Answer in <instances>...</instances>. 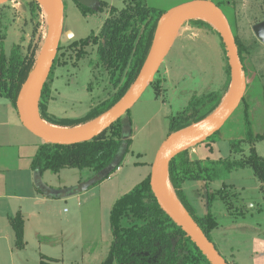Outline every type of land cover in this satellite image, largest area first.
I'll list each match as a JSON object with an SVG mask.
<instances>
[{
	"label": "rangeland",
	"instance_id": "1",
	"mask_svg": "<svg viewBox=\"0 0 264 264\" xmlns=\"http://www.w3.org/2000/svg\"><path fill=\"white\" fill-rule=\"evenodd\" d=\"M97 1L107 2L108 8L84 14L74 0H64V31L57 52L60 61L52 78L47 79L50 86L48 113L56 120L83 117L92 104L111 93L108 74L92 67L97 46H85L86 54L79 58L77 52L82 46L73 45L75 41L100 33L110 15V6L118 10L124 6L123 0ZM38 3L35 6L33 0H6L0 4V42L5 36L6 54L11 52L15 43H19L22 53L35 47L37 58L40 56L48 40L52 20H48L43 6ZM219 7L242 47L246 89L239 106L220 132L213 140L190 148V154L194 158L210 160H240L250 155L251 136L264 131V43L254 31V25L264 21V0H224ZM179 24L180 19L178 28ZM181 27L179 36L173 39L171 50L153 78V82L159 84V90L150 84L130 109L131 142L121 162V170H113L110 177L81 192H73L72 189L79 184V178L90 176L87 170L65 168L55 172L48 169L42 173L37 170L34 182L30 181L27 171L17 172L26 182L17 187L18 193L35 195L40 192L44 196L48 192L50 201L47 205L25 202L27 209L24 212L32 207L38 216L30 220L28 234L24 227L23 248H16V237L12 233L10 247L13 252L6 253L7 258L2 254L7 264H40L42 256L58 258L61 264H101L108 256L113 239L110 217L116 200L149 174L151 176L158 147L169 136L175 116L194 99L209 93L222 94L227 83L230 61L219 29L197 17L185 20ZM67 31L73 34L67 35ZM176 31L177 28L173 36ZM231 86L232 71L229 91ZM205 109L203 107L201 111ZM18 113L7 99L0 97V153L3 145L8 146L6 142H12L14 146L21 142L13 151L8 148L6 152L21 155L19 163L14 166L17 169L21 165L27 166L29 156H34L39 144L44 142L23 124ZM124 117L127 118V114ZM25 136L30 138L26 144L23 142V139L27 140ZM235 140H241L242 152L232 150ZM253 146L257 154L264 157V139L254 140ZM5 159L6 156L3 157L6 162ZM126 174L132 177L124 183ZM7 176L13 178L15 174L10 172ZM0 177H5L4 171H0ZM223 182L219 180L214 184ZM225 182L238 193L233 197L236 205H242L240 210L244 215L240 210L231 215L222 201L215 202L211 209L219 227L210 234L212 242L232 264H264V188L259 190V179L252 166L231 171ZM29 183L36 188L31 190ZM40 183L47 192L42 191ZM40 228L43 231L38 237Z\"/></svg>",
	"mask_w": 264,
	"mask_h": 264
},
{
	"label": "trees",
	"instance_id": "2",
	"mask_svg": "<svg viewBox=\"0 0 264 264\" xmlns=\"http://www.w3.org/2000/svg\"><path fill=\"white\" fill-rule=\"evenodd\" d=\"M123 2L124 6L119 10L110 6V15L98 35L92 34L73 43L76 47L82 46L77 52L79 58L85 56V46H97L92 67L108 74L112 89L110 95L92 104L83 117L56 120L48 113L50 86L46 80L39 104L40 116L46 122L68 128L85 125L110 110L135 83L151 51L164 11L149 5L147 0ZM33 3L35 6L39 4L37 0H33ZM76 3L84 14L104 11L109 6L105 1H100L97 8ZM198 22L206 23L203 20ZM4 37L0 42V97L9 99L18 111V98L36 63L37 48L32 47L29 52L22 53L21 45L15 43L11 52L6 54ZM236 43L241 56L242 47L238 40ZM59 61L60 56L56 55L47 79L52 78ZM227 72L228 79L222 94L209 93L191 101L184 111L175 116L169 135L203 121L216 111L229 91L230 65L227 66ZM151 84L159 90V84L153 81ZM203 107L206 109L201 111ZM126 114L127 118L122 116L91 140L74 144L42 142L32 158L31 167L41 173L48 169L59 172L65 168H75L87 170L90 175H94L120 159L115 171L128 153L131 142V138L124 139L128 135L125 128L131 125L130 110ZM219 132L205 141L213 140ZM251 137L250 155L240 160L192 158L189 148L169 161V180L179 202L211 241V232L219 227L212 205L222 201L231 215L242 206L235 204L233 196L238 195L235 188L225 182L231 171L252 166L255 175L264 183V157L258 155L253 146L254 140L264 139V131ZM241 144V140H235L232 150L242 152ZM150 180L149 174L114 203L110 217L113 239L109 254L101 264H211L192 237L161 207L152 191ZM217 180L224 182L221 188L214 189L210 184ZM187 181L204 183L201 193H197L200 200L204 199L206 206V212L202 215L197 213L184 190L183 185ZM240 211L244 215V211ZM11 225L16 237V248H23L25 220L22 213L11 217ZM40 264L61 263L58 259L42 256Z\"/></svg>",
	"mask_w": 264,
	"mask_h": 264
},
{
	"label": "water",
	"instance_id": "3",
	"mask_svg": "<svg viewBox=\"0 0 264 264\" xmlns=\"http://www.w3.org/2000/svg\"><path fill=\"white\" fill-rule=\"evenodd\" d=\"M6 0H0V4ZM55 7V12L52 17V25L48 40L37 58L36 63L31 71L26 83L24 84L19 98H18V112L20 114L23 124L43 139L44 142H52L59 144H74L87 140H91L101 134L104 130L110 127L115 121L124 116L132 106L141 97L147 87L153 81V78L160 68L161 63L170 50L173 39L178 34V31L185 20H188L190 13L199 9L205 8L211 11L218 21L219 31L223 38L227 54L230 61L232 71V86L227 93H233V98L230 103L214 118L205 123L201 127L179 135L171 139L174 134L180 133L192 126H196L209 119L215 112L208 116L203 121L183 128L168 136V139L163 144L158 152V155L153 163L151 172V188L156 196L161 207L192 237L198 247L206 255L211 264H230L220 254L214 243L203 232L200 226L190 217L188 212L184 209H179L164 193L162 187L163 171L166 168L167 175L169 161L181 151L192 148L195 145L204 142L215 132L221 129L227 119L232 115L235 109L239 106L246 89V77L244 66L239 53L238 45L235 36L231 29L230 23L221 10L219 5L211 0H197L178 6L174 9L166 11L159 22L157 33L148 55V58L138 76L135 83L128 90V92L107 112L94 119L93 121L82 125V130L73 133H55L38 123V118H41L39 113V99L43 86L51 71L52 65L56 58L58 48L63 35V26L65 18V4L64 0H52ZM82 5L97 8L99 2L97 0H74ZM39 2V1H38ZM180 16L179 28L172 39L169 35L172 28L173 19L175 16ZM254 31L258 39L264 43V21L254 25ZM73 34L67 31V35ZM42 119V118H41ZM81 127V126H77ZM75 128V127H73ZM131 133L130 127L125 128ZM129 135H125L124 139H128ZM169 141V142H168ZM168 142V145H166ZM126 144H124L125 146ZM167 146V147H165ZM120 158V157H119ZM120 159L92 175L87 180L81 181L78 185L73 187V192H81L89 189L91 186L100 182L115 169ZM42 187V186H41ZM43 188V187H42ZM44 189V188H43ZM44 191H46L44 189ZM179 201V200H178ZM180 203V202H179ZM181 204V203H180ZM182 206V205H181ZM183 207V206H182Z\"/></svg>",
	"mask_w": 264,
	"mask_h": 264
},
{
	"label": "crops",
	"instance_id": "4",
	"mask_svg": "<svg viewBox=\"0 0 264 264\" xmlns=\"http://www.w3.org/2000/svg\"><path fill=\"white\" fill-rule=\"evenodd\" d=\"M147 1L151 6L159 8L162 11H164V13H165L168 10L174 9L178 6L184 5V4L192 2V1H197V0H147ZM211 1H213L217 5H220V3H222L224 0H211ZM181 29H182V27H181ZM181 29H179L177 36H179V32ZM170 50H171V47H170ZM1 98L4 99V97H1ZM5 99H7V98H5ZM7 100L11 103V101L9 99H7ZM16 111H17V109H16ZM127 133L129 135V138H131V133L128 131H127ZM24 138L27 139V140L23 139L24 144L28 143V140H30V138L28 136H25ZM167 139H168V137L163 140V142L158 147L157 152H159V150L161 149V147L163 146V144L166 142ZM6 143L8 144V146L6 147L5 145H3L4 146L3 151H2V153H0V156H3V157L6 156V158H7V159H5L6 160V162H5L3 160V157L2 158L0 157V171L5 172V177L4 178L0 177V264H7V262H5V260L2 257V254H5L4 258H7L6 253H8V252L12 253L13 252V250L11 249L10 246L12 243V233L14 234V236H15V233H14L13 227L11 225V217L15 216L19 212L22 213V215L24 217H26L25 218V232H26V234H28V226L29 227L31 226L30 220L33 217H36L38 215L36 213V210L31 209L32 207H30V209H28V210H26V212H24V209H27L24 207L25 202L26 201H32V205L34 203L35 204H41L42 203L43 205H47L48 202L50 201V195L48 194L46 188L43 187V185L41 183H40V188L42 189V191H44V189H45L46 191H44V192H47L44 194V196H41V193L40 192L38 193L37 190H36V192L38 194L35 193V195L34 194L32 195V194L18 193L17 187H19L20 185H25L26 182L24 181L23 177H21L17 174L21 173V171H27L29 174L30 181L34 182L33 178H34V175L37 173V170H35L31 167V161H32L33 156H29L30 162L27 166L22 167V165H21L18 169L16 167H14L15 165H17L19 163V159H21V155L7 154L8 148L11 149L10 150V152H11V151H13V149L16 148V146H20L22 143L21 142L17 143L16 146L12 145V142H6ZM0 147H1V145H0ZM20 151H21V148H20ZM191 156H192V158H194L193 155H191ZM135 163L138 164L139 162H135ZM118 169L121 170L120 166L116 170H118ZM10 172H13L15 174V176L13 178L10 176H7V174ZM91 176L92 175L88 176V178ZM130 176L131 175H127V174L125 175L124 183L126 181L130 180V178L132 177V176L131 177ZM88 178H85V179L79 178L78 183H80L81 181L87 180ZM105 179H107V178H105ZM105 179H103V180H105ZM217 181H219V180H217ZM259 183H260V189L259 190H261L264 188V187H262L264 185V183L261 182L260 180H259ZM222 184L219 185V183L214 184V182H212L210 184V186L214 189L215 188L218 189L222 186ZM2 186L4 188H2ZM29 187L31 190L36 188L35 185L31 184V183H29ZM183 187H184L185 192L187 193V196H188L190 202L192 203V205L195 208V210L197 211V213L199 215L204 214L206 212V206H205L204 199L200 200V198L197 196L198 191L201 193L202 188H204L203 182L187 181L184 183ZM40 231H43V230L40 228V230L37 231L38 237L40 235L39 234ZM216 248H217V246H216ZM218 251H219V249H218ZM220 254H221V252H220ZM223 258H225V257L223 256ZM227 261L229 262V260H227ZM229 263H231V262H229Z\"/></svg>",
	"mask_w": 264,
	"mask_h": 264
},
{
	"label": "bare ground",
	"instance_id": "5",
	"mask_svg": "<svg viewBox=\"0 0 264 264\" xmlns=\"http://www.w3.org/2000/svg\"><path fill=\"white\" fill-rule=\"evenodd\" d=\"M38 1L43 6L44 13L46 14V17L48 18V20H52V17H53L54 12H55V7L53 5V1L52 0H38ZM190 15H191V17H197V18L204 19V20L208 21L209 23H211L212 25H214V27L219 28V24H218V21L216 20L215 15L211 11H209L208 9L199 8V9L191 12ZM179 19H180L179 15L174 17L173 23H172L171 32H170V35H169V39H171V37L173 36V34L175 32V29L177 28V24H178ZM232 98H233V93L229 92L228 95L225 98V101L221 104L222 107L220 106L221 108L217 109V111L209 119L205 120L204 122H202L199 125L192 126L189 129H186V130H184V131H182L180 133L174 134L171 139H174L175 137H178L179 135H182L184 133L192 131V130L196 129L197 127L203 126L205 123H207L212 118H214L216 115H218L230 103ZM38 123H39V125L47 128V129H49V130H51V131H53L55 133H73V132L82 130L84 128L83 126L75 127V128H67V127L63 128L61 126L48 123L44 119H41V118H38ZM168 142H167L166 145H168ZM165 147H167V146H165ZM162 187H163V191H164L165 195L179 209L184 210L183 207L181 206V204L179 203L178 198H177V196H176V194H175V192H174V190L172 188V185H171V183L169 181V177L167 175L166 168L163 171Z\"/></svg>",
	"mask_w": 264,
	"mask_h": 264
}]
</instances>
